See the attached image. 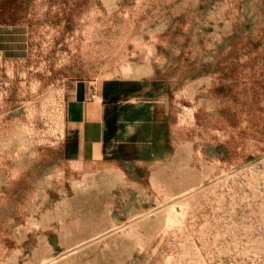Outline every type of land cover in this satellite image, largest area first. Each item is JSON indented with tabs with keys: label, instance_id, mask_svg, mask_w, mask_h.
I'll use <instances>...</instances> for the list:
<instances>
[{
	"label": "rangeland",
	"instance_id": "374dc122",
	"mask_svg": "<svg viewBox=\"0 0 264 264\" xmlns=\"http://www.w3.org/2000/svg\"><path fill=\"white\" fill-rule=\"evenodd\" d=\"M112 80L155 146L65 159ZM0 264H264V0H0Z\"/></svg>",
	"mask_w": 264,
	"mask_h": 264
},
{
	"label": "crops",
	"instance_id": "0c3cea01",
	"mask_svg": "<svg viewBox=\"0 0 264 264\" xmlns=\"http://www.w3.org/2000/svg\"><path fill=\"white\" fill-rule=\"evenodd\" d=\"M95 96L84 93L66 99L62 135L63 157L94 160L112 157L127 159L138 148L155 146L153 126L139 129L138 84L112 80L95 85ZM149 141L147 144L146 142Z\"/></svg>",
	"mask_w": 264,
	"mask_h": 264
},
{
	"label": "built area",
	"instance_id": "2783aa9c",
	"mask_svg": "<svg viewBox=\"0 0 264 264\" xmlns=\"http://www.w3.org/2000/svg\"><path fill=\"white\" fill-rule=\"evenodd\" d=\"M90 96L93 98L95 96V92L92 91L91 94H90Z\"/></svg>",
	"mask_w": 264,
	"mask_h": 264
}]
</instances>
